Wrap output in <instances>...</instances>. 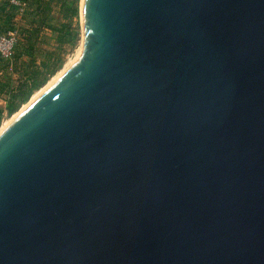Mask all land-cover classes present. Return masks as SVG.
I'll return each mask as SVG.
<instances>
[{
  "label": "water",
  "instance_id": "95a60500",
  "mask_svg": "<svg viewBox=\"0 0 264 264\" xmlns=\"http://www.w3.org/2000/svg\"><path fill=\"white\" fill-rule=\"evenodd\" d=\"M81 17L0 132V264H264V0Z\"/></svg>",
  "mask_w": 264,
  "mask_h": 264
},
{
  "label": "rangeland",
  "instance_id": "374dc122",
  "mask_svg": "<svg viewBox=\"0 0 264 264\" xmlns=\"http://www.w3.org/2000/svg\"><path fill=\"white\" fill-rule=\"evenodd\" d=\"M32 1L25 14L10 11L4 19V32L16 28L20 37L14 51L19 55L17 63L9 61L6 65V59L0 58V83L5 84L0 86V132L76 60L83 45L82 0ZM38 7L40 14L36 15ZM44 76L46 79L30 96L21 102V96H14L21 93L23 97L24 83L29 88L33 78ZM10 104L17 105L12 112Z\"/></svg>",
  "mask_w": 264,
  "mask_h": 264
},
{
  "label": "built area",
  "instance_id": "2783aa9c",
  "mask_svg": "<svg viewBox=\"0 0 264 264\" xmlns=\"http://www.w3.org/2000/svg\"><path fill=\"white\" fill-rule=\"evenodd\" d=\"M12 2L17 5L18 13L24 14L27 7L25 3L21 0H12ZM19 31L16 28L8 29L0 34V55L4 59H11L16 45L19 42Z\"/></svg>",
  "mask_w": 264,
  "mask_h": 264
},
{
  "label": "trees",
  "instance_id": "16d2710c",
  "mask_svg": "<svg viewBox=\"0 0 264 264\" xmlns=\"http://www.w3.org/2000/svg\"><path fill=\"white\" fill-rule=\"evenodd\" d=\"M33 2V1H32ZM38 6V5H37ZM38 9H40V7H38V8H36V15H39L40 14V10L38 11ZM28 11V8L26 9V11H25V13ZM18 46V44L16 45V47ZM23 54V52H21V55ZM0 58H3L1 55H0ZM18 59H19V55L17 56L16 54H14L13 56H12V58L11 59H6L5 60V62H6V65L9 63V61L10 62H13V64L15 63H17V61H18ZM46 78H45V76L43 77V78H41L40 80H36V78L34 79L33 78V81H34V84H33V86H31V87H29L28 88V85H27V83L25 82L24 83V85L23 86H25L26 87V93L24 94V96L22 97V95L23 94H21V93H17V94H14V96L15 97H20L21 96V100H20V102L22 101V99L24 100L25 98H27L28 96H30V94L32 93V91L34 90V89H36V88H38L39 86H41V84H42V82L45 80ZM3 85H5V84H1L0 83V86H3ZM24 90V91H25ZM24 91H23V93H24ZM17 106V105H16ZM16 106L15 105H12V104H10V112H12L13 110H15V108H16ZM2 111V109L0 108V112Z\"/></svg>",
  "mask_w": 264,
  "mask_h": 264
},
{
  "label": "crops",
  "instance_id": "0c3cea01",
  "mask_svg": "<svg viewBox=\"0 0 264 264\" xmlns=\"http://www.w3.org/2000/svg\"><path fill=\"white\" fill-rule=\"evenodd\" d=\"M23 3H25L26 7L28 8L29 2H32V0H21ZM28 5V6H27ZM35 7V5H34ZM16 11L18 12V7L15 5L12 0H0V32H4V19L6 18V13L10 14L12 12ZM25 14V13H24Z\"/></svg>",
  "mask_w": 264,
  "mask_h": 264
},
{
  "label": "bare ground",
  "instance_id": "6f19581e",
  "mask_svg": "<svg viewBox=\"0 0 264 264\" xmlns=\"http://www.w3.org/2000/svg\"><path fill=\"white\" fill-rule=\"evenodd\" d=\"M53 83V82H52ZM39 94V93H38ZM36 98V97H35ZM33 100V99H32ZM30 102H32V101H30ZM19 115V114H18ZM17 116V115H16ZM8 125V124H7ZM4 130V129H3Z\"/></svg>",
  "mask_w": 264,
  "mask_h": 264
}]
</instances>
